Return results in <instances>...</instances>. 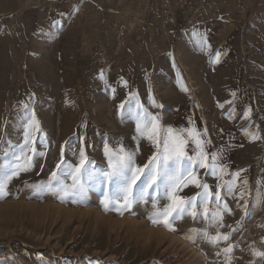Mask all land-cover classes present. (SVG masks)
I'll use <instances>...</instances> for the list:
<instances>
[{"label":"rangeland","instance_id":"obj_1","mask_svg":"<svg viewBox=\"0 0 264 264\" xmlns=\"http://www.w3.org/2000/svg\"><path fill=\"white\" fill-rule=\"evenodd\" d=\"M33 110L45 155L0 193V264H264V0H0V164L19 155ZM143 110L207 129L226 174L197 171L221 194L208 201L221 221L186 213L170 229L153 215L162 186L130 207L87 175L83 195L60 172L47 187L61 148L72 165L83 148L93 173L109 171L105 145L135 151ZM155 151L140 139L136 165ZM236 172L231 193L217 187ZM217 232L229 239L211 243Z\"/></svg>","mask_w":264,"mask_h":264},{"label":"snow or ice","instance_id":"obj_2","mask_svg":"<svg viewBox=\"0 0 264 264\" xmlns=\"http://www.w3.org/2000/svg\"><path fill=\"white\" fill-rule=\"evenodd\" d=\"M203 42L207 45L206 37ZM208 46L210 47V45ZM216 55L219 56L220 54L217 53ZM234 95L235 93H233ZM137 106L140 107L139 104ZM220 106L223 107V105ZM120 107L123 108V104ZM248 114H250V110L249 113H245V115ZM136 117L137 135L133 137L137 141L135 151L126 150L123 145L117 149L105 145L104 150L108 158L109 171L93 173L86 167L90 161L86 157L83 148H80V158L77 165L66 163L63 160V148H61L62 158L56 165L57 171L51 173L47 187L51 189L53 183L57 186L60 185L61 181L58 176V172H60L61 175H70L73 179L72 187L77 189L80 195H83L85 188L80 183V179L87 175L90 180L95 179L101 183L114 184L115 191L113 195L116 201L119 203L122 200L124 207H130L132 199L144 200L150 196L149 189H159L162 186L168 204L161 208L153 198V215L161 217L162 222L170 229L172 228L170 221L179 219L186 213L193 217L203 214L206 218L221 221L222 213L215 211L210 214L208 208L209 199L214 197L218 201L221 194L219 191H211L207 183H202L197 171L198 169H204L207 175L219 174L222 176L226 174V166H221L219 163V154L207 151V146L211 144V141L206 139L207 129H197L191 119L189 120V124L193 125L191 128L162 126L159 116L152 115L147 110L138 111ZM23 131V143L18 145L19 155L13 153L12 158L6 164H0V193L4 192L13 178L34 167V158L45 155L43 151H39L35 146L41 139L42 129L34 110L28 117ZM142 138H146L156 151L148 158L147 163L139 166L136 165L135 158L139 151V141ZM251 138L256 139L258 137L251 134ZM190 142L196 146L192 149V155H189L187 150ZM232 176V180L224 181L222 185H217V187H223L231 193L235 186V178L239 177V172L233 173ZM141 177H143V181L139 191L134 192L137 181H140ZM243 184L247 185L246 179ZM189 185H194L201 191L192 197L179 195L183 188ZM198 203L204 206L202 213L195 210ZM153 222L158 221L153 220ZM221 226L223 225L221 224ZM205 235L211 243L216 244L220 240L227 241L230 234L217 232L214 236L207 235V233ZM232 250L233 245L231 244L223 249L229 261L231 260L230 253ZM256 255L264 256V252H257Z\"/></svg>","mask_w":264,"mask_h":264},{"label":"crops","instance_id":"obj_3","mask_svg":"<svg viewBox=\"0 0 264 264\" xmlns=\"http://www.w3.org/2000/svg\"><path fill=\"white\" fill-rule=\"evenodd\" d=\"M102 6H104L103 3H102ZM16 10H17V8H16ZM16 10H14V11H16ZM8 11H10V9H8Z\"/></svg>","mask_w":264,"mask_h":264}]
</instances>
